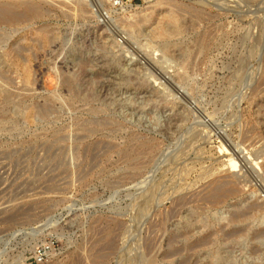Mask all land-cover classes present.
Instances as JSON below:
<instances>
[{"label":"rangeland","instance_id":"obj_1","mask_svg":"<svg viewBox=\"0 0 264 264\" xmlns=\"http://www.w3.org/2000/svg\"><path fill=\"white\" fill-rule=\"evenodd\" d=\"M22 1L0 20V264H264V0Z\"/></svg>","mask_w":264,"mask_h":264},{"label":"bare ground","instance_id":"obj_2","mask_svg":"<svg viewBox=\"0 0 264 264\" xmlns=\"http://www.w3.org/2000/svg\"><path fill=\"white\" fill-rule=\"evenodd\" d=\"M29 2V1H28ZM82 2V1H81ZM27 4V1L26 2H23L22 0H0V20H4V21H7V20H13L15 19V16L16 15V11L14 12L13 8H14V5H17V4ZM14 4V5H13ZM24 4V5H25ZM26 7V10L29 12V13H36L38 10H37V7L33 4V3H28L27 5H25ZM200 12V11H198ZM19 14V13H18ZM21 14V13H20ZM19 14V15H20ZM22 15V14H21ZM171 22H174L173 21V18L171 19ZM159 33H166V30H164L162 27L160 28L159 30ZM120 34V33H119ZM124 36V35H123ZM131 46V45H130ZM136 49V48H135ZM143 142V141H142ZM137 147V146H136ZM177 157V155H176ZM230 177V176H229ZM233 179L230 178H226V179H222L220 180L219 182L217 181L215 185H213L212 183V186L211 184H209V186H211V188H209L207 190V192L204 194V196L206 195V197L214 200V199H218L220 198V196H223V199L227 197H224L225 194H227V192H229V190L231 191L232 187H227L226 185L227 184H234V182H232ZM229 182V183H228ZM232 182V183H231ZM154 185V184H153ZM154 186L150 187L148 190V194H147V198L144 199V201L142 202L143 205H141L142 208H145L148 206V204H150V202L153 200V192L155 191L153 189ZM156 187V185H155ZM207 187V186H206ZM227 188H230V189H227ZM203 189V188H202ZM206 189V188H205ZM233 191H236L235 189L232 190ZM231 192V193H232ZM230 193V194H231ZM155 195V194H154ZM186 195V194H185ZM184 195V197H185ZM190 197V196H189ZM204 197V198H206ZM183 199V198H182ZM181 199V200H182ZM207 199V198H206ZM202 200V199H201ZM205 200V199H204ZM211 200V201H212ZM203 201V200H202ZM217 201V200H216ZM177 202V201H176ZM212 204V203H211ZM254 204V203H253ZM150 206V205H149ZM251 207V206H250ZM141 213V212H140ZM120 226V225H119ZM262 234V233H261ZM263 235V234H262ZM76 261V260H75Z\"/></svg>","mask_w":264,"mask_h":264},{"label":"built area","instance_id":"obj_3","mask_svg":"<svg viewBox=\"0 0 264 264\" xmlns=\"http://www.w3.org/2000/svg\"><path fill=\"white\" fill-rule=\"evenodd\" d=\"M123 0H113V3L115 5L119 4L120 2H122ZM46 249L47 247H41L39 249H37L35 256L37 257L38 260H42L44 259V256H46Z\"/></svg>","mask_w":264,"mask_h":264}]
</instances>
